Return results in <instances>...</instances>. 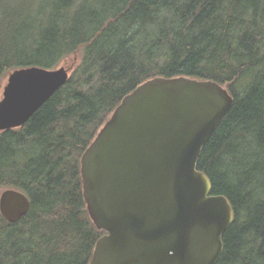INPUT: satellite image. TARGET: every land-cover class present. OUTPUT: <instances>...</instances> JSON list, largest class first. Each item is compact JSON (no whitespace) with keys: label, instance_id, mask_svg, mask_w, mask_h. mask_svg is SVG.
I'll return each instance as SVG.
<instances>
[{"label":"trees","instance_id":"16d2710c","mask_svg":"<svg viewBox=\"0 0 264 264\" xmlns=\"http://www.w3.org/2000/svg\"><path fill=\"white\" fill-rule=\"evenodd\" d=\"M79 50L67 83L0 132V191L31 201L17 222L0 212V264L90 263L105 231L87 208L82 154L156 76L213 80L233 95L197 167L234 210L217 264H264V0H0V86Z\"/></svg>","mask_w":264,"mask_h":264},{"label":"water","instance_id":"95a60500","mask_svg":"<svg viewBox=\"0 0 264 264\" xmlns=\"http://www.w3.org/2000/svg\"><path fill=\"white\" fill-rule=\"evenodd\" d=\"M69 77L64 65L9 72L0 132L25 125ZM233 103L225 85L188 76L150 78L122 99L81 157L87 208L105 231L89 264H217L234 210L197 164ZM30 207L25 192L0 191L7 220Z\"/></svg>","mask_w":264,"mask_h":264},{"label":"rangeland","instance_id":"374dc122","mask_svg":"<svg viewBox=\"0 0 264 264\" xmlns=\"http://www.w3.org/2000/svg\"><path fill=\"white\" fill-rule=\"evenodd\" d=\"M82 60V51L79 50L78 52H76L75 54H72L71 56H69L68 58H66L65 60H63L57 67L58 68L60 66H65L67 68H69L70 71V75L73 73V71L77 68V66L81 63ZM8 75L9 73H7L1 83L0 86V100L3 96V90H4V86L7 84L8 81Z\"/></svg>","mask_w":264,"mask_h":264}]
</instances>
